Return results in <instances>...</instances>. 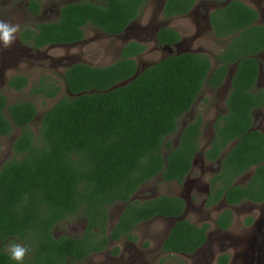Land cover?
I'll use <instances>...</instances> for the list:
<instances>
[{
    "label": "trees",
    "instance_id": "trees-1",
    "mask_svg": "<svg viewBox=\"0 0 264 264\" xmlns=\"http://www.w3.org/2000/svg\"><path fill=\"white\" fill-rule=\"evenodd\" d=\"M147 1L67 3L57 21L39 23L20 38L37 50L81 42L86 27L120 36L140 17ZM198 2L166 0L162 17L185 16ZM39 9L40 3L32 0L29 10L37 15ZM209 19L213 34L225 41L215 55L217 67L212 68L205 54L185 52L171 54L134 77L135 58L146 46L128 42L114 64L77 63L65 70L63 80L73 97L62 98L41 116L38 135L30 128L37 118L35 104H9L0 93V138L19 132L12 144L13 158L0 168V264H15L5 249L12 243L27 247L23 264H82L90 255L104 252L110 242H136L135 230L144 222L156 217L180 219L186 208L180 197L132 198L156 177L165 183H184L201 149L204 120L197 114L182 129L179 122L205 87L215 90L225 83L234 65L226 113L214 121V137L204 152L206 162L220 163L209 180L206 206L264 203V137L252 130V112L264 107V91L256 87L259 74L264 73V60L258 58L264 52V24L257 23L253 8L238 0L215 10ZM156 38L159 46L169 48L181 41L179 33L167 27ZM28 84L25 76L8 82L17 92ZM60 92L46 79L31 90L50 99ZM177 131L175 145L167 139ZM250 171V178L239 184ZM115 204L125 208L109 229L108 211ZM78 216L85 220L82 235L54 236L55 227ZM232 220L233 213L225 209L216 223L228 230ZM207 230L206 224L178 220L161 250L168 255L192 254L205 244ZM119 252L117 246L111 251L114 256ZM227 260L222 256L220 263Z\"/></svg>",
    "mask_w": 264,
    "mask_h": 264
},
{
    "label": "rangeland",
    "instance_id": "rangeland-1",
    "mask_svg": "<svg viewBox=\"0 0 264 264\" xmlns=\"http://www.w3.org/2000/svg\"><path fill=\"white\" fill-rule=\"evenodd\" d=\"M32 0H0V21L17 24L16 39L8 47L0 43V93L4 94L9 104L18 101H31L37 109V118L30 125L31 130L38 135L41 116L52 108L62 98H72L63 80L64 71L75 63L92 67H106L120 59L122 48L128 42H138L146 46L145 52L135 58L138 73L163 59L170 50L159 51L155 33L159 28L171 27L181 35V42L171 47V52H198L210 58L212 68L218 63L215 55L223 48L225 41L218 40L212 33L208 22L209 11L224 6L226 3L198 2L192 12L186 16L164 20L162 7L166 0H148L140 17L121 36L105 35L96 28H86L85 38L81 43L69 46H52L46 49L32 50L21 44L18 33L25 27H33L40 22L58 20L63 5L82 0H36L40 3L39 15L34 17L29 12ZM230 1V0H228ZM246 5L257 10L264 19V0H243ZM263 22V21H261ZM264 59V53L259 57ZM23 75L28 78L29 85L20 92L10 89L7 85L10 78ZM41 79L54 83L61 88L55 98L33 95L32 87ZM210 89L205 87L192 107L191 111L181 118L179 126L182 129L197 114L204 118L203 136L200 139V151L195 157L192 172L183 185L165 183L161 177H156L144 184L133 196V201H144L162 195L183 198L188 210L182 219L193 224L208 225L209 241L198 256L180 254L168 255L161 251L162 242L168 236L176 219L156 217L138 226L135 231L136 242L126 240L118 244H110L107 250L100 254L90 255L82 264H220L222 255L228 256L226 264H264V203H244L232 207L233 223L227 231L220 230L215 225L219 212L226 208L221 203L207 209L203 204L209 190V179L219 170V162L207 163L204 152L214 137L213 124L216 118L226 113L225 100L227 86ZM257 88L264 90V77L258 82ZM263 114L254 113L256 127L264 132ZM15 131L10 137L0 138V168L13 158L12 144L18 137ZM180 133L177 131L169 136L167 141L178 143ZM229 150L226 149V152ZM225 152V153H226ZM252 175V171L243 175L237 182L244 184ZM125 204H115L109 208V229L117 222ZM250 220V221H249ZM85 220L78 216L54 228L55 237L82 235ZM8 244L5 248L8 252ZM117 246L120 253L113 256L111 251Z\"/></svg>",
    "mask_w": 264,
    "mask_h": 264
},
{
    "label": "flooded vegetation",
    "instance_id": "flooded-vegetation-1",
    "mask_svg": "<svg viewBox=\"0 0 264 264\" xmlns=\"http://www.w3.org/2000/svg\"><path fill=\"white\" fill-rule=\"evenodd\" d=\"M16 1H18V0H16ZM82 1H84V0H82ZM88 1H92V2H95V0H88ZM230 1H233V0H230ZM230 1H228V0H226V4L228 3V2H230ZM238 1H240V2H242V3H244L245 4V2L243 1V0H238ZM79 2V1H78ZM199 2H202V3H204V2H207V3H217V4H223V3H219V2H217V1H201V0H199ZM225 4V5H226ZM197 5V4H196ZM195 5V6H196ZM224 5V6H225ZM195 6L193 7V8H195ZM224 6H222V7H218V8H215V9H213V10H211V11H209V13L207 14V18H208V22H209V25H210V27H211V24H210V19H209V16H210V14L211 13H213L215 10H217V9H219V8H223ZM193 10V9H192ZM192 10L190 11V13L192 12ZM255 10V9H254ZM39 11H40V9H39ZM256 12H257V14H258V19H257V23L258 24H264V19L262 18V16H261V14L257 11V10H255ZM29 12H30V14L32 15V16H34V17H36V16H38L39 15V13L37 14V15H35V14H33L30 10H29ZM190 13H188V14H190ZM59 14H60V12H59ZM187 14V15H188ZM186 16V15H185ZM58 18H59V16H58ZM165 20V19H164ZM170 20V19H169ZM167 21V20H166ZM261 21H263V22H261ZM55 22V21H54ZM40 23H49V22H40ZM37 24H39V23H37ZM37 24H34V26L33 27H25V28H23L22 30H20L19 31V33H18V38H19V40H20V42H21V44H23V45H25V46H27V47H29L30 49H32V50H36V49H33L32 47H30L29 45H27V44H24L23 42H22V40H21V38H20V36H21V33L24 31V30H26V29H29V28H31V29H35V25H37ZM132 25V24H131ZM86 28H89V27H86ZM85 28V29H86ZM90 28H93V27H90ZM130 28V27H129ZM128 28V29H129ZM162 28H166V27H162ZM162 28H159L157 31H156V33H155V40H156V44L158 45V50L159 51H163V52H165V50H170V51H167L168 52V54L165 56V57H167V56H169V55H171V54H181L182 52H180V53H173V52H171V48H169V47H166V46H164V47H161V46H159V43L157 42V38H156V34H157V32L160 30V29H162ZM167 28H171V27H167ZM85 29H84V33H85ZM127 29V30H128ZM99 30V29H98ZM126 30V31H127ZM212 30V29H211ZM125 31V32H126ZM177 31V30H176ZM124 32V33H125ZM213 33V32H212ZM105 34V33H104ZM105 35H107V34H105ZM123 35V34H122ZM180 35V34H179ZM214 35V34H213ZM121 36V35H120ZM215 36V35H214ZM180 37H181V35H180ZM216 37V36H215ZM85 38V37H84ZM217 38V37H216ZM181 39H182V37H181ZM218 39V38H217ZM218 40H220V39H218ZM224 41V40H223ZM82 42V41H81ZM81 42H78V43H81ZM181 42V41H180ZM179 42V43H180ZM78 43H75V44H78ZM178 43V44H179ZM178 44H176V45H178ZM71 45H74V44H71ZM176 45H174V46H176ZM52 46H69V45H52ZM52 46H49V47H52ZM49 47H46V48H49ZM173 47V46H172ZM46 48H44V49H46ZM223 49V48H222ZM221 49V50H222ZM37 50H40V49H37ZM220 52V51H219ZM183 53H185V52H183ZM264 53V52H263ZM261 55V54H260ZM259 55V56H260ZM258 56V57H259ZM164 57V58H165ZM264 60V59H263ZM262 60V61H263ZM218 63V62H217ZM75 64H77V63H75ZM74 65V64H73ZM218 65H219V63H218ZM217 65V66H218ZM72 66V65H71ZM216 66V67H217ZM67 69V68H66ZM234 70H235V65L234 66H230L229 67V73H228V76H227V78H226V81H225V83L221 86V87H219V88H224L223 86H227V91H228V95H229V91H230V81H231V77H232V75H233V72H234ZM64 73H65V71H64ZM16 76H23V75H16ZM16 76H14V77H16ZM262 77H264V73H260L259 74V77H258V79H257V85H258V82L260 81V79L262 78ZM13 78V77H12ZM27 78V77H26ZM11 79V78H10ZM9 79V80H10ZM9 82V81H8ZM39 82V81H38ZM7 85H8V83H7ZM29 85V84H28ZM9 87V86H8ZM10 88V87H9ZM11 89V88H10ZM225 89V88H224ZM258 89H261V88H258ZM263 90V89H262ZM264 91V90H263ZM4 95V94H3ZM227 95V96H228ZM5 96V95H4ZM6 97V96H5ZM7 99V98H6ZM226 107V106H225ZM255 112H260L261 114H263V116H262V120L264 121V107L263 108H261V109H257V110H254L253 112H252V116H253V126H252V130H257V131H259L262 135H263V137H264V132L260 129V127H256V125H255V122H254V113ZM203 120H204V118H203ZM203 136V135H202ZM208 163V162H207ZM211 164V163H210ZM193 165H194V163H193ZM191 172H192V170H191ZM191 172H190V174H191ZM189 174V175H190ZM189 175L186 177V179H185V181L187 180V178L189 177ZM214 176V175H213ZM213 176H211L210 177V179L213 177ZM209 179V180H210ZM184 181V182H185ZM175 184H177V183H175ZM184 184V183H183ZM182 184V185H183ZM177 185H179V184H177ZM209 190H210V186H209ZM209 190H208V192H207V195L205 196V199H204V202H203V204L205 205V207L207 208V209H209L207 206H206V199H207V197H208V194H209ZM181 198V197H180ZM183 199V198H182ZM184 200V199H183ZM185 201V200H184ZM185 203H186V201H185ZM221 203H224L225 205H226V208L225 209H229V210H231V212L233 213V211H232V207H237V206H240V205H242V204H244V203H247V202H244V203H242V204H240V205H236V206H229V205H227L225 202H221ZM221 203H219V204H221ZM219 204H217V205H219ZM263 204V203H262ZM217 205H214L213 207H215V206H217ZM257 205H259V204H257ZM213 207H211V208H213ZM225 209H223V210H225ZM187 210H188V205H187V203H186V208H185V212H184V214L187 212ZM222 210V211H223ZM221 211V212H222ZM221 212H219V214L221 213ZM184 214H183V216H184ZM218 214V215H219ZM218 215H217V217H218ZM217 217H216V219H217ZM233 217H234V215H233ZM216 219H215V225L217 226V223H216ZM176 223V222H175ZM232 223H233V220H232ZM204 224V223H203ZM203 224H201V225H203ZM196 225V224H195ZM201 225H197V226H201ZM231 226H232V224H231ZM173 227V226H172ZM218 227V226H217ZM138 228V227H137ZM219 228V227H218ZM220 229V228H219ZM230 229V228H229ZM220 230H222V229H220ZM136 231V230H135ZM222 231H227V230H222ZM169 234V233H168ZM166 239V238H165ZM121 241H123V240H121ZM121 241H119L118 243H120ZM208 241H209V234H208V230H207V240H206V242H205V244L203 245V246H201L200 248H198L194 253H192V254H180V255H187V256H198L199 255V253H200V251L207 245V243H208ZM118 243H114V242H110V244H118ZM163 243V242H162ZM162 246V245H161ZM109 247V246H108ZM116 247V246H115ZM107 250V249H106ZM162 251V250H161ZM102 253V252H101ZM120 253V252H119ZM164 253V252H163ZM97 254H100V253H97ZM166 254V253H165ZM92 255H94V254H92ZM113 255V254H112ZM114 256V255H113ZM117 256V255H116ZM222 256H226V255H222ZM221 256V257H222ZM228 257V256H227ZM221 264V263H220Z\"/></svg>",
    "mask_w": 264,
    "mask_h": 264
},
{
    "label": "clouds",
    "instance_id": "clouds-1",
    "mask_svg": "<svg viewBox=\"0 0 264 264\" xmlns=\"http://www.w3.org/2000/svg\"><path fill=\"white\" fill-rule=\"evenodd\" d=\"M18 25L10 22L0 21V43L4 47H8L16 39ZM28 252L27 247L20 244H13L9 247V258L15 264H23L24 257Z\"/></svg>",
    "mask_w": 264,
    "mask_h": 264
},
{
    "label": "water",
    "instance_id": "water-1",
    "mask_svg": "<svg viewBox=\"0 0 264 264\" xmlns=\"http://www.w3.org/2000/svg\"><path fill=\"white\" fill-rule=\"evenodd\" d=\"M137 71H138V70H137ZM137 75H138V72L134 75V77H136ZM132 79H133V78H132ZM132 79H131V80H132ZM131 80H130V81H131ZM127 82H129V81H127ZM127 82L121 83V84H119V85H124V84H126ZM176 220H177V221H178V220H182V217H181L180 219H176Z\"/></svg>",
    "mask_w": 264,
    "mask_h": 264
}]
</instances>
